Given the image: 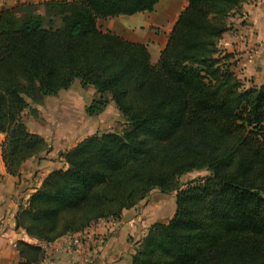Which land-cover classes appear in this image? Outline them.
<instances>
[{"label": "trees", "instance_id": "16d2710c", "mask_svg": "<svg viewBox=\"0 0 264 264\" xmlns=\"http://www.w3.org/2000/svg\"><path fill=\"white\" fill-rule=\"evenodd\" d=\"M244 0H187L156 64L146 44L99 21L153 13L160 0L18 3L0 12V133L7 174L49 151L23 114L79 81L114 102L121 132L94 134L62 153L21 206L17 230L51 244L100 220H119L152 191L176 193L168 223H153L130 264H264V84L246 87L219 41ZM196 170L208 176L182 185ZM19 264L41 246L17 242Z\"/></svg>", "mask_w": 264, "mask_h": 264}, {"label": "crops", "instance_id": "0c3cea01", "mask_svg": "<svg viewBox=\"0 0 264 264\" xmlns=\"http://www.w3.org/2000/svg\"><path fill=\"white\" fill-rule=\"evenodd\" d=\"M48 1L52 0H0V12L18 3L40 4ZM187 5V0H174L171 12L165 10L169 13L162 19L155 13V8L153 13L101 20L104 24L98 23V25L104 32L110 31L128 41L148 45L152 63L156 64L179 14ZM228 25L231 29L219 41L220 51L233 56L232 71L246 87L252 83L262 85L264 83V0H244L237 12L228 19ZM161 26L166 29L161 33L153 29ZM78 83L80 88L75 93L71 92L73 89L71 88L56 96L46 97L43 104L38 107L47 125L28 130L43 137L48 143L49 151L26 161L22 165L20 178L16 179L7 174L2 159L5 135L0 133V264L20 263V255L16 247L18 241L43 247L45 257L39 264H130L149 227L156 222L168 223L175 214L176 208L173 206L175 198L153 197L152 191L150 196L136 207L123 211L118 220V228L111 233H109V220H100L82 232L66 235L51 244H44L29 238L23 230L16 229L15 218L21 205H27L29 197L40 188L50 172L54 169L68 168L61 154L74 148L83 139L96 134V131L92 133L94 124L105 121L110 112L120 116L115 103L110 101L106 111L100 116L88 117L86 108L98 95L93 87L84 88L80 82ZM55 102L59 106L54 112L57 115L63 114L61 118L64 121H56L55 116L46 117L47 110L49 108L52 110ZM92 119L94 122H90ZM27 120L25 119L26 123ZM53 121L58 124H53ZM57 125L59 126L54 127ZM70 239L77 241L78 252L75 255H70L65 247Z\"/></svg>", "mask_w": 264, "mask_h": 264}, {"label": "rangeland", "instance_id": "374dc122", "mask_svg": "<svg viewBox=\"0 0 264 264\" xmlns=\"http://www.w3.org/2000/svg\"><path fill=\"white\" fill-rule=\"evenodd\" d=\"M163 3H164V6H163ZM173 6H174V0H161L159 2V5L156 6V12L155 13H157L158 15H160L158 17L160 19H162L163 17H167L168 13L171 12V9H172ZM165 10H169V12L167 13ZM99 23L100 24H104V21H100ZM162 27L163 26H161L159 28L154 27L153 29L156 32L161 33V32H163V30H166L164 27L163 28ZM78 82L79 81H77V83L75 82L72 85V87H71V88H73L72 91H71L72 93H75L76 91L79 90L80 87H79V83ZM71 88H69L68 90H70ZM65 91H67V90H65ZM62 94H64V92ZM98 97L95 98V99H98ZM54 100H56V99H54ZM42 104H34V103H31V109H28L27 111L24 112L23 118H24V122H25L26 126H27V124L29 126V128L27 126L28 129H33V128L37 127V126L40 127L41 125L42 126H46L47 125L46 122H45V120H44V118H43L42 111L38 109V107H40ZM48 105L50 106V103ZM58 106H59V104L57 102H55V104H53V106H52L53 107L52 108L53 111L49 108L47 110L46 117L47 118H52V116H55L56 121L57 120L64 121V119L61 118V117H63V114L62 115H60V114L57 115L56 112H54L57 109ZM87 108H86V110H87ZM76 111H79V110H76ZM110 113L111 114L109 115V117L105 121H101L99 124H96V125L94 124L92 133H94L96 131L97 133L102 134V133H110V132H121L123 130V128L125 127V120H124L122 114H120V116H119L118 114L116 115V114H113L112 112H110ZM88 117H90V116H88ZM25 119H28L27 120V123H26ZM56 121H53V124H55V125L58 124ZM90 122H94L93 119ZM62 124H64V123H62ZM58 126L59 125L54 126V127H58ZM57 170H59V169H57ZM208 175L209 174H208L207 170H196V171H194L192 173L186 174L183 177H181L180 183L182 185H185L186 186L187 184H189V182H192V181H195V180H201V179L207 177ZM15 178L17 179L18 177H15ZM153 194H154L153 197H155V196H163L164 198H168V199L169 198H173L174 199L175 198V195H176V193L173 192V193L169 194L170 195L169 196V195H166V194L161 193L159 190L153 191ZM171 195H174V197L171 196ZM162 203H163V201H162ZM21 206H23V205H21ZM173 206H175V208H176L175 201H174V205Z\"/></svg>", "mask_w": 264, "mask_h": 264}, {"label": "built area", "instance_id": "2783aa9c", "mask_svg": "<svg viewBox=\"0 0 264 264\" xmlns=\"http://www.w3.org/2000/svg\"><path fill=\"white\" fill-rule=\"evenodd\" d=\"M118 225H119L118 220H114V219L109 220V233L115 231L118 228ZM76 246H77V241L71 240V239L68 240L66 242V244H65V247L67 249V252L70 255H75L78 252V249H77Z\"/></svg>", "mask_w": 264, "mask_h": 264}]
</instances>
